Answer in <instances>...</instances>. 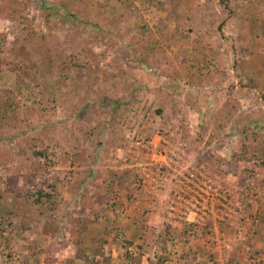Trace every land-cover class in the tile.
Returning <instances> with one entry per match:
<instances>
[{"label":"rangeland","instance_id":"1","mask_svg":"<svg viewBox=\"0 0 264 264\" xmlns=\"http://www.w3.org/2000/svg\"><path fill=\"white\" fill-rule=\"evenodd\" d=\"M0 195V264H264V0H0Z\"/></svg>","mask_w":264,"mask_h":264},{"label":"trees","instance_id":"2","mask_svg":"<svg viewBox=\"0 0 264 264\" xmlns=\"http://www.w3.org/2000/svg\"><path fill=\"white\" fill-rule=\"evenodd\" d=\"M41 2V5H42V8L45 9V11H48L49 8L47 6H45L43 4V1H40ZM41 197L43 198H46V199H50V195L45 193H41L40 194ZM2 199V196L0 195V200ZM16 217V214L13 213L12 211H9V210H6V211H3V212H0V243L2 242V239H3V236H4V230H6L8 227H13V221L12 219ZM18 233L17 231H14L13 232V237L12 239H16L18 237ZM10 241V240H9ZM159 261V259H158ZM162 264L164 261H161Z\"/></svg>","mask_w":264,"mask_h":264}]
</instances>
